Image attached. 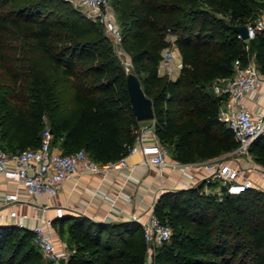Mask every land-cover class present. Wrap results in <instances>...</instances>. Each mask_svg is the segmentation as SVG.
Segmentation results:
<instances>
[{
	"label": "trees",
	"instance_id": "16d2710c",
	"mask_svg": "<svg viewBox=\"0 0 264 264\" xmlns=\"http://www.w3.org/2000/svg\"><path fill=\"white\" fill-rule=\"evenodd\" d=\"M129 66L151 97L154 130L170 155L191 162L220 155L238 143L217 118L222 95L214 80L230 76L234 61L251 57L264 74V30L247 40L233 24L252 20L264 0H113ZM179 73L158 70L172 41ZM0 147H35L48 125L62 152L84 148L102 162L128 153L139 126L126 88V70L99 21L68 0H0ZM264 166V133L249 146ZM202 183L165 189L153 211L171 226L150 264H264V190L251 186L222 199ZM67 225L65 264H146L138 221L59 217ZM32 228L0 223V264H49Z\"/></svg>",
	"mask_w": 264,
	"mask_h": 264
},
{
	"label": "built area",
	"instance_id": "2783aa9c",
	"mask_svg": "<svg viewBox=\"0 0 264 264\" xmlns=\"http://www.w3.org/2000/svg\"><path fill=\"white\" fill-rule=\"evenodd\" d=\"M75 8L83 10L85 15L103 25L104 33L109 37L113 48L120 52L123 50L121 28L116 22L114 10L110 0H68ZM247 37L251 38L257 31L264 30V6H261L256 16L245 23ZM238 36L240 34L238 33ZM168 37L173 43L175 34L168 32ZM242 38V37H241ZM171 45L163 48L159 64L162 73L170 75L174 69L181 67V61L174 60ZM129 56V55H128ZM130 61V57L128 58ZM233 73L216 79L212 89L216 94L222 95L217 109V118L229 126L238 141L230 151L206 159L191 162L169 160V150L157 137L155 130H147L143 125L135 130L133 142L128 146V153L141 151L144 160L153 164L159 177H162L166 167L199 165L203 171L202 176L193 184L180 180L182 188L196 186L202 183L200 192L213 194L217 199H222L225 192L239 193L247 188L255 187V177L264 173V166L258 163L251 153L249 146L260 134L264 133V115L253 112L241 103V98L246 90L259 89L264 84V74L256 67L254 60L250 59L242 64L238 59L234 61ZM125 69H130L126 65ZM154 127V118L153 123ZM52 133L48 125L42 129V139L35 147H26L19 150H6L0 147V172L12 170L29 194L41 195L42 193L56 192L64 179L77 176L85 172L97 173L104 177L112 168L126 164V155L109 161H99L93 158L84 148H77L71 152H62L57 145L51 144ZM233 155L232 158L225 157ZM217 181L216 185L213 182ZM160 193L163 185H160ZM17 192H6V203L20 200ZM55 215L61 216L64 212L62 205L54 206ZM11 216L16 215V210L9 211ZM131 219L139 222L147 245L146 264H150L155 247L167 240L171 234V226L161 221L153 211V206L144 218L132 212ZM46 226H51L53 218H43ZM42 223L32 226V241L40 250L43 258L49 264H60V257L65 260L68 253H59L55 247L54 239L49 230ZM17 225H22L19 222ZM66 262V261H65ZM65 264V263H64Z\"/></svg>",
	"mask_w": 264,
	"mask_h": 264
},
{
	"label": "crops",
	"instance_id": "0c3cea01",
	"mask_svg": "<svg viewBox=\"0 0 264 264\" xmlns=\"http://www.w3.org/2000/svg\"><path fill=\"white\" fill-rule=\"evenodd\" d=\"M170 48L174 60L181 61L180 51L174 42ZM161 69L159 64L160 73ZM241 103L264 115V84L259 89L246 90ZM144 126L147 130H154L152 124ZM167 158L175 160L170 154ZM125 159V165L112 168L104 177L91 172L71 176L63 180L56 192L38 196L29 194L12 170L0 172V223L22 222V226L32 228L37 223L44 224L43 218L50 216L52 225L44 226L54 239L57 251L68 253L70 246L65 227L70 220L60 222L59 217L84 214L94 220L121 221L131 219L132 212H135L144 218L160 194V185H163L162 190L182 188L180 180L193 184L203 174L199 165H188L174 169L166 167L163 176L159 177L155 166L146 162L139 150L127 154ZM10 191L17 192L21 199L6 203L4 195ZM56 205L64 208L61 216L55 215ZM11 209L16 210L15 216L9 214Z\"/></svg>",
	"mask_w": 264,
	"mask_h": 264
},
{
	"label": "water",
	"instance_id": "95a60500",
	"mask_svg": "<svg viewBox=\"0 0 264 264\" xmlns=\"http://www.w3.org/2000/svg\"><path fill=\"white\" fill-rule=\"evenodd\" d=\"M232 28L240 34L242 38L247 37V26L246 24H233ZM126 70L125 74V81H126V88L128 91L129 99L131 102V106L135 117L137 120H143L147 118L153 119L154 112H153V104L152 99L148 96L142 87L139 77L137 74L132 70ZM65 258L60 257L59 262L60 264L65 263Z\"/></svg>",
	"mask_w": 264,
	"mask_h": 264
},
{
	"label": "rangeland",
	"instance_id": "374dc122",
	"mask_svg": "<svg viewBox=\"0 0 264 264\" xmlns=\"http://www.w3.org/2000/svg\"><path fill=\"white\" fill-rule=\"evenodd\" d=\"M111 1V5H112V8H113V10H114V14H115V18H116V22H117V24L120 26V28H122V25H121V23H120V20L117 18V10H116V7L113 5V0H110ZM261 6H258V8H257V10H259V8H260ZM78 11H79V13L80 14H83L85 17H87L86 15H85V13L83 12V10H81V9H78ZM88 18V17H87ZM113 50H114V53L117 55V57L119 58V60L121 61V63L123 64V66L124 67H126V65H129V62H128V58H129V56H128V53L123 49V50H120V52L119 53H117V51L113 48ZM129 68H130V66H129ZM180 69V68H179ZM179 69H174V72L172 73V74H170V75H167V76H169V77H171V78H174L178 73H179ZM129 70H131V69H129ZM162 70V69H161ZM2 76H4V69L3 68H1L0 67V77H2ZM153 123V119H151V118H147V119H143V120H139V126H141V125H147V124H152ZM167 146V148H168V150H169V154H170V150H171V148H170V145H166ZM225 157H227V158H232L233 157V155H230V154H228V155H226ZM217 184V181H214L213 182V185H216ZM255 187H257V188H260V189H262V190H264V173H262V175L261 176H256L255 177ZM65 232L68 234V232H67V225H66V227H65Z\"/></svg>",
	"mask_w": 264,
	"mask_h": 264
}]
</instances>
